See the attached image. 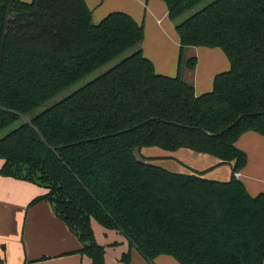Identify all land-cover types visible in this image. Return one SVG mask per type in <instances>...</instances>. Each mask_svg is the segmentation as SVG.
I'll return each mask as SVG.
<instances>
[{
    "label": "trees",
    "instance_id": "trees-1",
    "mask_svg": "<svg viewBox=\"0 0 264 264\" xmlns=\"http://www.w3.org/2000/svg\"><path fill=\"white\" fill-rule=\"evenodd\" d=\"M180 37V72L156 73L143 55L144 26L124 12L93 22L86 0H0V106L28 116L49 149L19 116L0 110L3 177L38 185L82 244L105 264L92 221L122 233L150 263L264 264V192L251 196L236 177L248 163L237 147L264 137V0H161ZM11 19L5 34L7 13ZM187 47L221 49L230 70L196 95L181 76ZM131 55L42 113H33L88 75ZM197 58L187 62L194 70ZM235 123L234 126H232ZM187 149L233 164L221 182L140 160L137 150Z\"/></svg>",
    "mask_w": 264,
    "mask_h": 264
},
{
    "label": "crops",
    "instance_id": "crops-1",
    "mask_svg": "<svg viewBox=\"0 0 264 264\" xmlns=\"http://www.w3.org/2000/svg\"><path fill=\"white\" fill-rule=\"evenodd\" d=\"M86 2L93 11V22L96 24L113 12H124L132 16L144 26L145 38L141 50L153 62L156 73L168 77L178 76L181 42L176 23L170 20L167 5L163 1ZM182 54L181 76L194 85L197 96L211 92L215 77L230 70V63L221 49L187 47ZM194 57L197 58V65L194 70H190L187 62ZM236 145L248 156L246 167L236 177L255 197L264 192V137L248 132ZM178 154L177 173L201 172L204 178L221 182L229 181L232 177L233 164H220L216 158L187 149L179 150ZM3 164L4 161L0 160V170ZM46 193V189L33 183L0 175V264H93L88 256L79 253L82 244L55 214L48 201L30 206L33 200ZM92 228L96 242L105 247V264H124L121 259L130 250L129 240L122 233L108 230L94 220ZM131 264L150 263L134 248ZM154 264L178 262L171 256L162 255L154 260Z\"/></svg>",
    "mask_w": 264,
    "mask_h": 264
},
{
    "label": "rangeland",
    "instance_id": "rangeland-1",
    "mask_svg": "<svg viewBox=\"0 0 264 264\" xmlns=\"http://www.w3.org/2000/svg\"><path fill=\"white\" fill-rule=\"evenodd\" d=\"M211 1L212 0H207L204 3L200 4L198 7H196L195 9H193L192 11L188 12L186 15L181 17L179 19V21L183 22L185 19H187L189 16H191L196 11L202 9L204 6L209 4ZM133 51H134L133 49L129 50L128 52H126L122 56H120V57L116 58L115 60H113L112 62H110L109 64L103 66L99 70L88 75L83 80L79 81L75 85L66 89L65 91H63L62 93H60L59 95H57L56 97H54L53 99L48 101L45 105L38 108L33 114L38 115V114L42 113L44 110H46L47 108H49V107L53 106L54 104L62 101L67 96L73 94L75 91H77L78 89H80L81 87L86 85L87 83L93 81L95 78L102 75L103 73L110 70L112 67H114L115 65H117L118 63H120L121 61L126 59L129 55L132 54ZM20 123L21 122L18 121L14 125L7 127L2 132H0V139L3 138L4 136H6L7 134H9L14 129H16L20 125ZM136 156L140 160H144V161L150 162L152 164L162 166L166 169H169L172 172L173 171L178 172V160H179V156H180V154H178V151L177 152H169V151H164V150L159 149V148L142 149L141 151L140 150L136 151Z\"/></svg>",
    "mask_w": 264,
    "mask_h": 264
},
{
    "label": "water",
    "instance_id": "water-1",
    "mask_svg": "<svg viewBox=\"0 0 264 264\" xmlns=\"http://www.w3.org/2000/svg\"><path fill=\"white\" fill-rule=\"evenodd\" d=\"M11 19V15H10V10H8V13H7V19H6V28H5V34H7V30H8V24H9V21ZM0 110L1 111H4V112H8V113H11V114H15L17 116L20 117V119L25 123V124H28L30 125L33 130L40 136L42 142L49 148L51 149L52 151L56 152V149L52 146H50L47 142V140L45 139V137L43 136V134L41 133V131L33 124V122L31 121V119L26 116L25 114H22L18 111H15V110H12V109H7V108H4V107H1L0 106ZM235 123L232 125L234 126Z\"/></svg>",
    "mask_w": 264,
    "mask_h": 264
}]
</instances>
